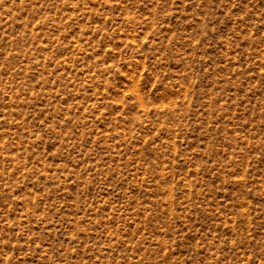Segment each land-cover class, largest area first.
I'll use <instances>...</instances> for the list:
<instances>
[{
    "label": "rangeland",
    "instance_id": "rangeland-1",
    "mask_svg": "<svg viewBox=\"0 0 264 264\" xmlns=\"http://www.w3.org/2000/svg\"><path fill=\"white\" fill-rule=\"evenodd\" d=\"M0 264H264V0H0Z\"/></svg>",
    "mask_w": 264,
    "mask_h": 264
}]
</instances>
